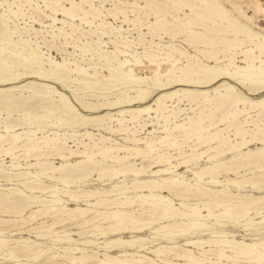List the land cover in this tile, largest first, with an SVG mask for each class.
<instances>
[{"label":"rangeland","instance_id":"374dc122","mask_svg":"<svg viewBox=\"0 0 264 264\" xmlns=\"http://www.w3.org/2000/svg\"><path fill=\"white\" fill-rule=\"evenodd\" d=\"M14 1L16 0H0V134L5 135V137L0 140L2 145L5 148L10 145V141L13 140L11 139L13 138L11 137V135L13 136V133L18 134L20 138L29 134L32 138V144L36 143L35 141L37 140V137H41L42 141H40V146L45 145L43 143L50 137H56L58 138L56 143L59 146H64L66 155H69V151L72 149L83 151L86 148L83 143L87 144V147L90 146V151L93 149V151L97 153V148L93 147L94 142L99 146L113 145V147L116 148L123 146L132 147L135 145L134 139L141 137L143 141L138 143V146L146 147L144 143L145 140H154L156 150L151 152L150 156H147V154L145 156H137L135 154L136 151L134 150H127L126 152V150L114 149L109 153V156H112V154L117 155L118 153L120 155H127V160L120 163L112 157H107V159L101 163L103 165L102 171L97 169H94V171L91 169L89 163L84 165L85 170H79L71 164L86 159V155L75 154V156H68V158L63 159L57 154L49 155V157L48 155L38 157L30 156L27 152V148L22 146L23 140H19V147L12 153H0V171H2V173L12 174L18 171L22 173V176L18 179L14 178L13 180L7 181L5 179L4 181L3 177L0 178V193L10 194V197H12L11 200H13L0 205V225L3 224V226L5 225V227L9 228L5 233L6 236L9 238L24 237L29 244L42 243V246H40L42 249L46 250L45 252L47 253H44L45 256L43 254V256L39 258L40 261L36 264H44L46 260L51 257L50 254L52 255L54 252L63 253L64 250L61 248L67 246L82 247L88 250L89 253H93V250H96L100 254L109 252L112 255H120L125 250L129 252L137 251L139 253L149 254V248L160 246L161 244L183 243L185 241L184 237L170 240L169 237L154 232V229L159 227L162 222H165L166 220H156L159 217V214L150 215L149 212L142 213L141 208L144 205H149V202L151 201L150 197L147 199L143 198L141 201H138L139 203L136 202L122 208L124 210L135 211V219L138 221H134L135 223L130 222L131 224L126 223L127 225L123 224L124 226H120L121 230L118 229L113 232L109 231L111 229H109L110 224L108 222L102 223L104 228L97 229L95 225L102 222L99 221L98 218L93 222L87 223L88 225H84L82 224L83 220L74 222L71 219H68L65 212V215L62 213L55 216L52 213L53 210H51L54 206L50 207L49 202H45L47 203L45 204L39 202V199L37 200L36 198V196H41L46 199L61 198V203H58V205H56L57 207H64L65 205L72 207L79 205L88 208L92 207L91 204L93 201L96 202L98 198H101L104 195H90L87 192L90 190H110L113 186L119 185L118 188L121 189V191L123 188L126 189L127 187H130V191H127V189L126 192L119 191L120 193L117 195L118 197L126 194L136 200L137 196L143 193L146 194L148 191L143 189L134 190V188L131 187L132 185L134 186V182L137 180L145 181V179H162V177L165 178L173 175L181 180L184 178L192 183L198 182L200 185L211 190L224 189L225 191H228L230 195H221V199H218L223 200L224 203H226L225 200L231 199L229 206L232 212L239 213L235 219H231L229 214L223 215L222 212L224 211V207H218L219 202H216L217 199L212 200V198H214L213 196L208 199H206L207 197H202L200 199L198 196L189 195V197L186 196L185 198V196L179 197L171 193L168 189H164L162 194L169 199L166 203H171L174 207L181 210L187 209L184 204L191 206L197 205L200 208H203L204 214L208 213V210L204 208V206L209 204L214 212L212 216L215 214L213 217L206 218V222L212 226L210 228L211 231L224 230L230 233V235L234 234L235 238L238 240H246L249 242L256 237L264 236V199L255 200V202L253 201L249 203L251 198H248V196L250 197L251 195L264 196V157L262 156L264 153L259 154V156L257 155L256 158L255 155L252 157L249 156L250 158L244 155L248 151H254L258 148L264 147V143L260 139L264 138V105L261 107L257 104L260 99L264 98V89L260 88L259 85H251L247 81L242 83L238 79L225 78L215 79L211 83H208L209 85L206 87L191 86L185 83H176L175 81L166 83L168 84L166 85L167 87H160L155 84V80H163L166 82L168 79L182 75L180 69H177V67L172 69L174 72L169 69V60L171 59H179V66L190 64L189 66H191L190 68L192 70H197L202 64H209L212 66L220 65L233 69L232 66L229 65V61L226 60L225 56L234 51L240 53L241 47L239 45L234 44L233 46H235V48L232 46L229 50V48L222 44H214L215 46L199 42L192 44L185 32L175 35L172 31H166L167 28L174 30L176 28L175 26L178 24L182 25V23H180L181 21L192 20V18L193 21L204 22L211 25L210 21H204L203 16L198 14L200 12L207 15L210 19H213L210 16V11L201 7V3L196 0H182L186 4H195L196 7L193 10L187 7L186 4L174 2L173 0H88L89 2L84 4L85 7L89 8L90 4L95 8L99 7L98 12L97 14L88 15L86 19L82 20L78 16L72 19L71 17L64 15L61 6L54 2V0H32L31 3H24L20 10H18L17 7L19 2ZM70 1L71 0H62L60 1V4L69 6ZM220 1L226 5L232 15L250 25L255 31L264 33V14L262 15L261 13L256 12V3L254 0ZM259 1L262 6H264V0ZM134 2L136 4H134ZM236 3L240 5L247 14L253 15L256 19V23L253 24L251 21L242 17L237 9ZM165 6H167V8ZM153 8L159 9L156 11ZM161 9L167 13L163 15ZM14 11L17 15L14 14ZM17 11L18 13H16ZM47 15L58 16L61 19H65L67 23L63 24L62 22H59L53 24L52 20L47 17ZM172 15L175 17L178 16L177 18L181 20H175ZM161 16L166 17L168 20L166 25L168 24V26H166L164 22L159 21ZM191 28L196 31H202L210 37H234L225 32L212 35L200 25L195 26V24H192ZM172 47L183 49L186 53L188 52L187 55H185L186 57L179 56ZM205 49H208L209 51L207 50L206 52L204 51ZM227 49L229 51H227ZM198 50H203L204 52ZM124 51H127L126 54H128L126 55ZM150 53L155 55V57H149ZM34 55L37 60L35 59L32 65L28 64L30 63V58L34 57ZM168 56H170V58H168ZM243 58V55L241 56L238 54L235 58V62L238 65H244ZM126 60H128V63H125V66L120 64V61ZM55 62H63L64 67H62V72L60 71V73L63 76L68 77L67 82H62L57 79L55 80V78L50 77L49 74L53 71ZM108 62H111V65ZM181 62L183 64H181ZM77 65L80 66L82 70L77 71ZM43 68L47 71V75L39 76L38 73H35V71L39 72ZM63 70L65 74L63 73ZM24 71L25 73H23ZM8 72L11 73L9 74ZM15 74H17V76L13 79L9 78ZM159 74H163L161 75L162 77ZM131 76L140 78L141 80L138 82H131L129 81ZM141 77L146 79H142ZM239 79L242 80L243 77L241 76ZM224 82H229L233 87V92L230 95L231 97L229 96V100L232 101L236 97L242 99L237 106L230 102H225V105L219 104L220 101L214 97L207 96L198 91L192 93L187 91V89L206 90L214 87H228V84H225ZM205 85L206 84H204V86ZM40 88H42L44 94L42 99H40L37 93ZM141 88L146 91V95L143 98H139ZM61 93L64 94V98L68 100L62 98ZM164 93H169V95L163 97L161 103L160 96ZM50 103V107H47ZM146 105H150L152 109L141 114L135 112L137 117L135 116V118L132 119V114L129 110L133 108L136 110L137 108ZM43 108H45V110H43ZM229 112L237 114L229 115ZM73 114L74 116L72 117ZM228 115V118H224ZM233 115L237 116L233 117ZM65 118L70 119L66 120ZM85 118L87 121L84 120ZM91 118L93 120H91ZM190 118L201 119V122L198 124L201 126L199 127L197 125L198 127L196 126L195 130L190 128L188 133L183 132L182 129H174V126L178 123H184L186 127H189ZM61 119H63V121ZM5 122L15 124V127L11 128L14 129V131L11 129L10 131L4 129ZM64 123H66V125ZM238 126L243 127L247 131L245 133V139L253 140L249 142L248 145L246 144V146L242 145L239 151H227L226 148L230 145V142L234 144L239 141L241 143L244 139L241 135H236V127ZM168 127L169 132L171 133V141L168 140L166 141L167 143L159 142L160 137L165 135V128ZM260 127L263 130H261ZM216 130H221V132L218 133L219 138L227 140V142L225 141L226 143L224 142V146L222 145L223 148L226 146L225 149L211 150V144L204 141L209 133H213ZM26 131H28V133H26ZM89 133L91 135H88ZM64 135L66 136L64 137ZM67 138L68 140H66ZM219 138L214 140L212 145H216V141H218ZM43 139L45 140L43 141ZM229 140L230 142H228ZM80 142L82 144H80ZM181 150L186 155L201 153V156L198 157L196 162H190V165H179V163L183 161L181 156L177 157ZM204 150L207 151L205 152ZM161 151L171 152V154H173L171 161L173 165L178 164L176 169L174 168L171 170L169 165L163 164L164 166L155 167L146 173L140 174L141 176H138V178H135L137 176L128 170L126 171V174L120 173L111 176L115 169H121L125 166L128 168H141L143 166H148L152 162V156ZM202 151L205 153L202 154ZM220 151H225V153L220 154ZM14 153H18V158H12ZM211 154L220 155L211 160L209 159ZM241 154L242 157H239ZM102 156L103 155L95 154L94 160L102 161ZM235 157L239 159H235V161ZM38 159L46 164H44L43 167L27 166V164L34 163L38 161ZM12 160L15 163L19 162L21 168L14 169L11 167L10 164L12 163ZM217 161L223 163L220 164V166L218 165L215 167L216 170L213 171L212 174H207V168L214 166ZM61 163H64L65 166L63 169L66 170H55L56 172L52 171L51 173L52 169L50 167L55 164L61 165ZM257 163L259 166H257ZM40 168H44V171L48 170L46 172L52 176H60L64 172H70L68 173L70 175L69 182L58 179L52 180V178L50 179L47 175V177L45 175L34 176L35 171ZM157 168H162L164 170L169 169L162 172L161 175H154L151 171H155ZM81 171H83V173ZM195 172L200 173L197 175ZM212 177L218 179L219 182H209ZM23 182H30L33 186L35 185V187L41 185L37 182H41L43 186H47L49 189L46 190L47 192L41 190L32 191L24 187L22 184ZM252 183H254V185H252ZM50 185L59 189V192H56L57 196H52L51 190L53 189L52 187H49ZM66 192H74L76 195L80 192L78 196L81 197H77L78 200H73L70 197V194ZM107 197L111 199L115 198L113 194L108 195ZM257 201H260L261 203L258 202V204ZM22 202L25 206L19 204H23ZM241 204H244L245 206L247 205L248 207ZM256 204L260 209H257ZM44 205L45 207H43ZM240 205L241 207H239ZM234 206L238 207L236 208ZM32 211H36V213H34L35 215H33V219L30 222L21 225V230L15 229V225H19V222L17 223L16 219L18 221L26 219L25 221H27L29 220L28 217ZM100 211L102 212L103 208L91 212L88 216L91 217L94 215V217H98ZM1 218L5 221L1 220ZM7 219H13V221H8ZM59 219L63 221L54 225L51 232L43 230L42 232L46 235L42 238L37 237V234L40 233L41 229H33V227H40L43 222L46 224H52ZM149 219L154 221L150 227L149 225H145L150 221ZM139 222H141V224H139ZM142 224H144V227L142 228L143 230H138L133 227H138ZM67 232L69 234H67ZM11 234H13V236H10ZM197 235L210 237V233L208 232L199 233ZM140 236L147 238L153 236V238L151 237L143 243L136 242L133 246H123L120 243L108 244L109 241L116 238L129 240L133 238L136 239ZM59 238H63L64 240L62 239L63 241L60 242L58 241ZM88 241H95L96 243L90 244ZM142 244L144 248H141L140 245ZM45 245L53 248L49 249L48 247H45ZM190 248H193L195 252L200 250L193 246ZM80 254H82V252L76 253V255ZM150 255H152V253H150ZM58 258L61 261L63 260V258ZM159 262L161 263V261Z\"/></svg>","mask_w":264,"mask_h":264},{"label":"bare ground","instance_id":"6f19581e","mask_svg":"<svg viewBox=\"0 0 264 264\" xmlns=\"http://www.w3.org/2000/svg\"><path fill=\"white\" fill-rule=\"evenodd\" d=\"M31 1L32 0H16L14 2H19V4H17L18 5L17 7H18V10H20L24 3L25 4L26 3H29V2L31 3ZM60 1H62V0H54V2H56L57 4H59L61 6L62 13L64 15H66V16L71 17L72 19H74L76 16H78L79 18H81L82 20H84L90 14H97L98 8H99V7L98 8H95L91 4L89 5V8H86L84 4H87L89 2L88 0H80V1L71 0L69 6L60 4ZM173 1L174 2H179V3H182V4L184 3L182 0H173ZM196 1H198L199 3H201V5H200L201 7H204L205 9H207L208 11H210V13H211L210 16L213 19H210L207 15H205L203 13H200L199 12L198 14H200V15L203 16L204 21H210L211 25H208V23H204V22L202 23V22L193 21V18L191 17L192 20L181 21L180 23H182V25H179L178 24L177 26H175L176 28L174 30H172L171 28L170 29L167 28L166 31H172V33L174 32L175 35H177L178 33H181V32H185L187 34V36H188V39L192 42V44L193 43H198V42L199 43H203V44H210V45H213V46H215L214 44H216V45L222 44L225 47L229 48V50L232 48V46L234 44L239 45L241 47V52L240 53H237L236 51H234L233 53L230 52V54H228L227 56H225L226 60L229 61V65L232 66L233 69H231L229 67H225V66L223 67V66H220V65H213L212 66V65H209V64H202V65L200 64L201 66L199 68H197V70H192L190 68L191 66H189L190 64L189 65L186 64V65L179 66V64H178L180 62L179 59H175V60H172L171 59L172 61L169 60L170 61L169 62L170 63L169 64V69L172 70L173 68H176L177 67V69H180L182 75L175 76L172 79H168L166 82H164L163 80H157V81L155 80V84L156 85H159L160 87H167L166 85H168V84H166V83H169L170 81H175L176 83H185V84H188V85H191V86L206 87V86L209 85L208 83H211L215 79L225 78V79H238L242 83H244V81H247L251 85H259L260 88H263L264 89V33L255 31L250 25H248L247 23L243 22L238 17H235L234 15H232L231 12L229 11V9L226 7V5L224 3H222L220 0H196ZM251 1H253V0H251ZM251 1H250V3H251ZM254 1L256 3V8H255L256 9V12L257 13H261L263 15L264 14V6H262V4H261V2L259 0H254ZM134 4H136V3L134 2ZM184 4H186V3H184ZM186 5L191 10H193L196 7L195 4H186ZM236 6H237V9L240 12V15L242 17H244L248 21H251L253 24L256 23V19L253 17V15L247 14L246 11H244L240 7V5L237 4ZM165 7L167 8V6H165ZM153 9L157 11L159 8H153ZM15 11H14V14H15ZM161 12L163 13V15H165L167 13L163 9H161ZM16 13H18V11ZM15 15H17V14H15ZM47 17H49L52 20V23L53 24L59 23V22H62L63 24L64 23H67L65 21V19H61L58 16L47 15ZM172 17L175 20H181V19L177 18L178 16L175 17L174 15H172ZM159 21L164 22L165 25H166V23H168V20L166 19L165 16H161L159 18ZM70 24L73 25L72 23H70ZM192 24H195V26L196 25L202 26L206 31H208L212 35H214L216 33H220V32H225V33H228L229 35H232L234 37L233 38H228V37H225V36H220V37L211 36L210 37V36L206 35L202 31L200 32V31H196V30L192 29L191 28V25ZM166 26H168V24ZM221 27H223V28H221ZM162 29H163V27H162ZM14 45H16V44H14ZM197 45H199V44H197ZM172 48H174L173 50L176 53H178L179 56L181 55V56L186 57L185 55H187V53H188V52L186 53L183 49H179L177 47L176 48L175 47H172ZM233 48H235V46H233ZM207 50L208 49H205L204 51L207 52ZM229 50L227 49V51H229ZM198 51L204 52L203 50H198ZM126 52H125V54H126ZM256 52H259V53H256ZM238 54H240L241 56L242 55L244 56V58H243L244 65H238L235 62V58L238 56ZM35 55H34V57H31V58L29 57L30 58V60H29L30 63H28V64H31L32 65L34 63L33 61L35 59L37 60V58H36ZM169 55H170V52H169ZM149 57L152 58V57H155V55H153V54L150 53ZM24 58H25V56H24ZM168 58H170V56H168ZM151 61H152V59H151ZM40 63H41V61H40ZM125 63H128V60H126V61H120V64L121 65H124ZM181 64H183V63L181 62ZM63 65H64L63 62L62 63L55 62L53 71H51V69H50V71H51V73L49 74L50 77L51 78H55V80L57 79V80L62 81V82H64V81L67 82L68 81L67 80L68 77L67 76H63L60 73V71L62 70V67H64ZM14 66H17V65H14ZM30 68H33V67H30ZM24 70H26V69H24ZM76 70L77 71H80L82 69H81L80 66L77 65ZM4 71H6V70H4ZM30 71H32V70H30ZM101 71H103V70H101ZM156 71H159V70H156ZM46 72L47 71L44 68L42 70H40L39 72H36L35 71V73H38L39 76H45V75H47L48 73H46ZM23 73H25V71ZM63 73H64V70H63ZM9 74H7V75H9ZM161 75H163V74H161ZM15 76H17V74H15V75H13L12 77H9V78L13 79ZM241 76L243 77L242 80L239 79ZM156 77H157V75H156ZM142 79H146V78H142ZM140 80H141L140 78H136V77H133V76H131V78L129 79V81H131V82H138ZM204 84H206V85L204 86ZM225 84H228V87H225V88L214 87V88L206 89V90L187 89V91L190 92V93L195 92V91H198L199 93H204L207 96L214 97L215 99H218L220 101L219 104H224L225 102L226 103H229L230 102L233 105L237 106V104L240 101H242V99H240L239 97H236L232 101L229 100V96L233 92V87H232V85H230L229 82H227ZM144 90L145 89L141 88V91H140V94H139L140 95L139 98L145 97L146 91H144ZM38 91H39V92H37L38 93V96L40 97V99H42L43 98V95H44L43 92H42V88H40V90H38ZM199 93H197V94H199ZM168 95H169V93H164V94H162L160 96L161 103H162V98L163 97H166ZM62 98H64V94H62ZM9 100H11V99H9ZM65 100H68V99H65ZM257 104L260 105L261 107H263V105H264V98L260 99L257 102ZM50 105H51V103L47 107H50ZM219 106H223V105H219ZM58 107H60V106H58ZM47 109H52V108H47ZM151 109H152V107L150 105H146L144 107L137 108L136 110H135V108H133V109H131L129 111L132 114L131 115L132 119H134L135 116H136L135 115V112H138L139 114H141L143 112L145 113L146 111H150ZM43 110H45V108H43ZM64 110H66V109H64ZM74 111H75V109H74ZM60 112H62V111H60ZM77 112H78V110H77ZM72 113H74V112H72ZM74 114L72 115V117L74 116ZM230 114L232 115V114H237V113H231V112H229V115ZM225 115H227V114H225ZM229 115L227 117H224V118H228ZM235 116H237V115H233V117H235ZM80 117H82V116H80ZM67 119L69 120L70 118H67ZM61 120L63 121V119H61ZM84 120L87 121L86 118ZM91 120H93V119L91 118ZM210 120H212V119H210ZM59 122H60V120H59ZM200 122H201V119L190 118L189 119V123H190V126L189 127H186L184 123H182V124H179L178 123V124H176L174 126V129H178V130L179 129H182L183 132L188 133V131H190V128H192V129L195 130V127ZM72 123H73V121H72ZM81 123H82V121H81ZM64 124L66 125V123H64ZM13 127H15V124H11V123L5 122V128L4 129H6L7 131H10V129L13 128ZM201 128H203V127H201ZM260 129L263 130L261 127H260ZM11 130L14 131V129H11ZM202 130H204V129H202ZM165 131L166 132H165V135L164 136H161V137L159 136L160 137L159 142H166L168 140L171 141L170 140L171 139L170 138L171 133L169 132V127L168 128H165ZM220 132H221V130H216L213 133H209L207 135V137L205 138L204 141L206 143L209 142L211 144V147H210L211 150L212 149H217V150L218 149H225L226 146L223 148L222 145L224 144L225 141L227 142V140L226 139H223V138H219L218 133H220ZM246 132L247 131L243 127H240V126L236 127V135L237 136L238 135H241L242 138H244V139H243V141L241 143L238 141V142H236L234 144L231 143L230 140H229L228 142H230L229 143L230 145L227 146V148H226L227 151H233V152L234 151H239L242 145L243 146L244 145L246 146V144L248 145V143L251 142L253 139H250V138H249L250 140L245 139V133ZM26 133H28V131H26ZM34 134H32V135H34ZM88 135H91V134L89 133ZM36 136H38V135H36ZM48 136H50V135H48ZM65 136L66 135H64V137ZM3 137H5V135L0 134V140ZM11 137H13V138H11L13 140L10 141V145L8 147H6V148L2 145V142L0 141V153L1 152H5L6 154L12 153L16 148L19 147L18 146V141L19 140L20 141L23 140V145L22 146H24L25 148H27V150H28L27 152L29 153L30 156H37L38 157V156H42V155H48V157H49V155L57 154V155L61 156L62 159H63V158H68V156H73V155L75 156V154H79V155L80 154L81 155L84 154V155H86V159L79 160V161H76L74 164L73 163L71 164L72 166H74L75 168H77L79 170H85L84 169L85 168L84 165L86 163H89V165H91V169H93V170L94 169H97L99 171H102L103 165L101 163L103 161H105V159H107V157H112L117 162H120V163L121 162L123 163L125 160H127V157H128L127 155H120V154L117 153V155H113L112 154V156H109V153H111L114 149H117V150H126V152H127V150H129V151L134 150V151H136L135 154L137 156H139V155L145 156L146 154H147V156L148 155L150 156L151 155V152H153V151L156 150V145H155V141L154 140H150V141L149 140H145L144 143H145L146 147H140V146H138V143H140V142L143 141L141 139V137H140V138L134 139L135 145L132 146V147H130V146H123V147H120V148L119 147L116 148V147H113V145H103V146H99L97 143L94 142L93 147L97 148V153H95L93 151V149L91 151L89 150V147H90L89 145L90 144L88 145L89 147H87V144L83 143V145H85L84 147H86L83 151L82 150H79V149H76V150H73L72 149V150L69 151V155H66L64 146H59L56 143L58 141V138H56V137H54V138H51V137L49 138L48 137L49 138L48 140L43 139V141L45 140V142L43 143L45 145H42V146H40L41 145L40 144V141H42L41 140V137L40 138L37 137V140L35 141L36 142L35 144H32L31 143L32 138L30 137L29 134H26L25 137L20 138L18 134H14L13 133V136L11 135ZM35 137H33V138H35ZM68 138L66 140H68ZM145 138H146V136H145ZM217 138H219V139H218V141H216V145H212V143H214L213 141L214 140H217ZM260 139L264 143V138H260ZM80 144H82V143L80 142ZM207 150H209V149H207ZM205 152H203L202 154H204ZM224 153H225V151H220V154H224ZM261 153L262 154L264 153V147L258 148L257 150H254V151H248L244 155L245 156H248V157L249 156L252 157L253 155H255V158H256V156L257 155L259 156V154H261ZM95 154L103 155L102 156L103 157L102 161H98V160L95 161L94 160ZM220 154H217V155L216 154H211L209 156V159L212 160V159L216 158L217 156H219ZM172 155L173 154H171V152H163V151L157 152L155 155L152 156V162L148 166H143L141 168H138V167L137 168L136 167L135 168H128V167L125 166L124 168H121V169H115L114 170V173H112L111 176L118 175L120 173L126 174V171L128 170L129 172H133L134 175L137 176L135 178H138V176H141L140 174L146 173L147 171H149L150 169H153L155 167L164 166V165H169V168L171 170L174 169V168L176 169V167L178 166V164L177 165H173V163L171 161L172 160L171 158L173 157ZM189 155L190 154H187L186 155L181 150L179 152V156H177V157H180L181 156L183 158V161H181L179 163V165H181V164H186V165L189 164L190 165V162H193V161L196 162V160H198V157L201 156V153L200 154L193 153L190 156ZM18 156H19L18 153L17 154L14 153L13 156H12V158L13 159H16V158H18ZM262 156L264 157V154ZM61 157H60V159H61ZM239 157H242V154ZM235 159H239V158L235 157L234 160ZM222 163L219 162V161H217L214 164V166H212L210 168H207V170H206L207 172L206 171L205 172L207 174L208 173L212 174L213 171L216 170L215 167H217L218 165L220 166V164H222ZM44 164H46V163H44L43 161H40L38 159V161H36L34 163L27 164V166L28 167H32V166H35V167H43ZM10 166L13 167L14 169L21 168V164L19 162L15 163L13 160H12V163L10 164ZM64 166H65L64 163H61V165H56V164L55 165H52L50 167L52 169V170L50 169L51 170V173H52V171H55V170H58V171L60 170L61 171V169H63ZM257 166H259V164ZM168 169L164 170L162 168H159V169L157 168L155 171H151V172L154 175H161L162 172L167 171ZM63 170L65 171L66 169H63ZM261 170H263V169H261ZM46 171H48V170H46ZM46 171H44V168L37 169L35 171L34 176L37 177V176H42V175H45L46 176L47 175L48 177H50V179L52 178V180L53 179H56V180L58 179V180H61V181L69 182V176L70 175L68 173H70V172H68V173L67 172H64L60 176H52V175H49L48 172H46ZM81 172L83 173V171H81ZM171 172H173V171H171ZM195 173L198 175L200 172H195ZM20 176H22V173L20 171L15 172V173H12V174H8V173L7 174H4V173H2V171H0V178L3 177L4 178V181H5V179H6V181L7 180H13L14 178L15 179H18ZM159 179H147V180L145 179V181H141V180L139 181V180L136 179L137 181L134 182V186L132 185L131 187H133L134 190L135 189L136 190H138V189H141L142 190L143 189V190L148 191V193H146V194L143 193V194L137 196L136 200H134L132 197L127 196L126 194L125 195L123 194L122 196H119L118 197L117 195L120 193L119 191H121V189L118 188L119 185L113 186V188L110 189V190H106V189H104L102 191H98V190L97 191L96 190L93 191V190H90L89 192H87L90 195L91 194L92 195L93 194H97V195L98 194H101V195H104L106 197L102 196L101 198H98L96 202L93 201V203L91 204L92 207H88V208L87 207L84 208V207H81L79 205H75V206H72V207H68L66 205L64 207H57L56 205H58V203H61V198H57V199H50L49 198V199H46V198H43L41 196H36V198H37V200L39 199L38 200L39 202H43V203L49 202L50 203L49 204L50 207L54 206V207L51 208V210H53L52 213L55 216H58V215H60V214H62V213L65 212L66 215L68 216V219H71L74 222H79L80 220H83L82 224H84V225L87 224V223L93 222V221H95L98 218L99 221H102V222L100 224H98V225H95L97 229L104 228V226L102 225V223L108 222L110 224L109 229H111L109 231H112L113 232V231H117L118 229L121 230L120 229V226H122L123 224H126V223L129 224L130 222L132 223L134 221H138V220L135 219V214H134L135 211L124 210L122 208L127 207L129 205H132L133 203H136L138 201H141L143 198L144 199H147V198L150 197L151 201L149 202V205L146 204L147 206L144 205L141 208L142 209V213L143 212H149L150 215H152V214H159L158 215L159 217L156 220H160V219L161 220H166L165 222H162V224L159 227L155 228L154 229V232L156 234L161 233L162 235H164L166 237H169L170 240H172L174 238L175 239H179L181 237H184L185 238V241L183 243L182 242H177V243H174V244H172V243L171 244H161L160 246H156V247H153V248H149V250H148V253L149 254H147V253H139L137 251L129 252V251L125 250L120 255H112L109 252H104L103 254H100L96 250H93L94 251L93 253H89L88 250H86V249H84L82 247H78V246H76V247L67 246V247H62L61 248V249L64 250L63 253H56V252H54L52 255L50 254L51 257H49L44 264H161V263H165V264H264V236H261V237H258V238L256 237V238H254V240H251L249 242V241H246V240H238L237 238H235L234 234L233 235H230V233H228V232H226L224 230H217V231H214L213 230V231H211L210 228L212 226H210L206 222V218L207 217H211L214 212L212 211V208H211V206H209V204H207V205L204 206V208H206L208 210V213L207 214H204L203 213V208H200L197 205H192L191 206V205L184 204L187 209L186 210H181V209H178V208L174 207L171 203H166V202H168L169 199L165 195L162 194V192H163L164 189H166V190L168 189L174 195L179 196V197L185 196V198H186V196L189 197V195L198 196V197H200V199L202 197L203 198L204 197H207L206 199H208L209 197L212 198V196H213L214 198H212V200L217 199L216 202H219L218 207H221V206L224 207V211L222 212V214L223 215L224 214H229V216H231V219L232 218L235 219L237 217V214L239 212L238 213L232 212V210H231V208L229 206L230 205L229 203H230L231 199L230 200H228V199L225 200L226 203H224L223 200H220L221 199L220 198L221 195L222 196L223 195L226 196V195L229 194L228 191H225L224 189H222V190H220V189H218V190H211V189H209V188H207V187H205L203 185H200L198 182L192 183V182H190V181H188V180H186L184 178L181 180L180 178H177L175 175L170 176V177H165V178L162 177V179H160V180ZM244 181H246V180H244ZM209 182H211V183H217L219 181H218V179L212 177V179L209 180ZM37 183L38 184H41V185L35 187V185L33 186L30 182H23L22 184L24 185V187H26L27 189L32 190V191H34V190H39L40 191L41 190L43 192L44 191L47 192L46 190L49 189L47 186H43L41 182H37ZM252 185H254V183H252ZM49 187H52V189H53V190H51L52 191L51 192L52 193V196H55V195L57 196V193L56 192H59L58 191L59 189L56 188V187H54V186H52V185H50ZM129 188L130 187H127L126 188L127 191H130ZM126 189L123 188L121 192H126ZM21 191H22V189H21ZM66 193L70 194V197L73 200H78L77 197H81V196H78V194L80 192L77 195L74 192L73 193L72 192H66ZM89 194H87V195H89ZM111 194H113L115 196L114 199H111V198H108L107 197L108 195H111ZM64 195H65V192H64ZM84 195H86V194H84ZM58 197H59V195H58ZM22 198H21V200H22ZM218 198H220V199H218ZM248 198H251L252 201L250 200V202H249V203H251L253 201L255 202V200H260V199L262 200V199H264V196L262 197V196H254V195H251L250 197L248 196ZM11 199H12V197H10V194H8V193H0V205L1 204H5V203L10 202V201H13ZM33 200H36V199H33ZM157 200H162V201H157ZM143 202H144V200H143ZM206 202H208V201H206ZM258 202H260V201H257V203ZM19 204L21 206L22 205L25 206L24 203L23 204L19 203ZM45 204H47V203H45ZM241 205H244V204H241ZM241 205L239 207H241ZM256 206H257V204H256ZM43 207H45V205ZM234 207L237 208L238 206H234ZM245 207H248V206L246 205ZM102 208H103V211L102 212L100 211V215L98 217H96V216L94 217V215L91 216V217L88 216L91 212L98 211L99 209H102ZM257 209H260V207L257 206ZM246 210H244V211H246ZM20 212H21V210H20ZM41 212H42V210H41ZM34 213H36V211H32L31 214L29 215V217L27 216L28 219H29L27 221H25L26 219H22L20 221H18L16 219V222L17 223L19 222V225H15L16 226L15 229L21 230L20 226L23 225V224H25V223H27V222H30L33 219V215H35ZM65 213L63 215H65ZM245 213H247V212H245ZM222 214H221V216H222ZM97 215H98V213H97ZM220 217H218V218H220ZM61 218H62V216H61ZM215 219H217V218H215ZM1 220H4V219L1 218ZM7 220L8 221H13V219H11V220L7 219ZM62 221L63 220H60L59 219L57 221H54L52 224L51 223L50 224H46L45 222H43L40 227H35V228L33 227V229H38V230L41 229L40 233L37 234V237L42 238V237H44L46 235V234H44L42 232L43 230L50 231L51 232V229H53L54 225H56L58 223H61ZM153 223H154V221L153 220H150L145 225H149V227H150V225L153 224ZM139 224H141V222H139ZM132 225H135V224H132ZM132 225H130V226H132ZM133 227L134 228H137L139 230V229H142L144 227V224H142L141 226H138V227H135V226H133ZM8 229L9 228L5 227V225L4 226H3V224L0 225V264H36V263H38V261H40L39 258L41 256H43L44 253L45 254L47 253V252H45L46 250H44V249L41 248L42 243L40 244V243H34L33 242L34 244H29L27 242V239L24 238V237L9 238L8 236L5 235V233H6V231ZM10 230H13V229H10ZM29 230H31V229H29ZM19 232H21V231H19ZM207 232L210 233V237H203V236H198L197 235L199 233H207ZM67 234H69V233L67 232ZM195 235H197V236H195ZM10 236H13V234H11ZM151 237L153 238V236H151ZM151 237L147 238V237H141L140 236V237H138L136 239L133 238V239H129V240H126V239H123V238H116V239H113V240L109 241L108 244H119L120 243L123 246H126V245H132L133 246V245H135L136 242H142L143 243L145 240H149ZM59 239H58V241H60V242L64 240L63 238H62L63 240L62 239L59 240ZM88 242H90V244H95L96 243L95 241H88ZM140 246H141V248H144L143 244L140 245ZM191 246L196 247V248H199L200 250H198L197 252H195V250H193V248H190ZM45 247H48V246L45 245ZM48 248L49 249H52L53 247H48ZM79 252H82V254L76 255V253H79ZM150 253H152V255H150ZM45 254H44V256H45ZM58 257L63 258V260L62 261L59 260ZM158 260L161 261V263Z\"/></svg>","mask_w":264,"mask_h":264}]
</instances>
